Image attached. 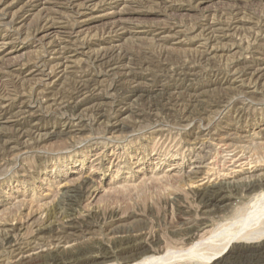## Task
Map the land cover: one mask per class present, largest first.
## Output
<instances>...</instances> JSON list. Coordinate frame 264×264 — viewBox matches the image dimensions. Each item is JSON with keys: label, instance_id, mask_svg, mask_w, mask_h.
<instances>
[{"label": "rangeland", "instance_id": "obj_1", "mask_svg": "<svg viewBox=\"0 0 264 264\" xmlns=\"http://www.w3.org/2000/svg\"><path fill=\"white\" fill-rule=\"evenodd\" d=\"M0 44V264H264L206 260L264 194V0H0Z\"/></svg>", "mask_w": 264, "mask_h": 264}, {"label": "bare ground", "instance_id": "obj_2", "mask_svg": "<svg viewBox=\"0 0 264 264\" xmlns=\"http://www.w3.org/2000/svg\"><path fill=\"white\" fill-rule=\"evenodd\" d=\"M218 31H219V29H218ZM222 33V32H221ZM1 45V44H0ZM61 67V66H60ZM67 67V66H66ZM112 67V66H111ZM68 68V67H67ZM57 69V68H56ZM59 70V69H58ZM113 70V69H112ZM59 72V71H58ZM68 73V72H67ZM226 74V73H225ZM117 77V76H116ZM116 79V78H115ZM225 80V79H224ZM229 80V79H228ZM89 81V80H88ZM119 81V80H118ZM93 82V81H92ZM85 83V82H84ZM83 83V84H84ZM118 83V82H117ZM121 83V82H120ZM80 84V83H79ZM88 84V83H87ZM77 85V84H76ZM81 85H82V82H81ZM87 86V85H86ZM91 86V85H90ZM117 87H118V85H116ZM120 86H121V84H120ZM119 86V87H120ZM87 88H88V86H87ZM111 88V87H110ZM79 89V88H78ZM112 89V88H111ZM123 89V88H122ZM128 89V88H127ZM75 90V89H74ZM85 90V89H84ZM114 90V89H113ZM86 91V90H85ZM88 91V90H87ZM112 91V90H111ZM114 91H116V90H114ZM118 91V90H117ZM125 91V90H124ZM76 92H77V90H76ZM82 92V91H81ZM122 92V91H121ZM72 93V92H71ZM75 93V92H74ZM88 93V92H87ZM95 93V92H94ZM118 93V92H117ZM116 93V94H117ZM73 94V93H72ZM71 94V95H72ZM76 94V93H75ZM82 94V93H81ZM80 94V95H81ZM89 94V93H88ZM112 94H114L113 92H112ZM92 95V94H91ZM73 96V95H72ZM82 96V95H81ZM94 96H96V95H94ZM112 95L110 94V97H111ZM114 96V95H113ZM116 96V95H115ZM76 97H78V96H76ZM83 97H85L84 96V93H83ZM70 98V97H69ZM81 98V97H80ZM92 98V97H91ZM116 98V97H115ZM65 99V98H64ZM67 99V98H66ZM72 99V98H71ZM70 99V100H71ZM83 99V98H82ZM85 99H87V96H86V98ZM75 100V99H74ZM77 100V99H76ZM84 100V99H83ZM69 101V100H68ZM85 101V100H84ZM62 102V101H61ZM64 102V101H63ZM62 102V103H63ZM70 102V101H69ZM69 102H68V104H69ZM71 102H72V100H71ZM75 102V101H74ZM79 102V101H78ZM198 102V101H197ZM65 103V102H64ZM77 103V102H76ZM75 103V104H76ZM102 103V102H101ZM104 103V102H103ZM107 104V103H106ZM78 105V104H77ZM105 105V104H104ZM5 106V105H4ZM7 106H9V105H7ZM65 106H67L66 104H65ZM75 107V106H74ZM97 107V106H96ZM6 108V107H5ZM62 108V107H61ZM65 108V107H64ZM101 108V107H100ZM102 108H104V107H102ZM204 108V107H203ZM58 109H60V108H58ZM66 109V108H65ZM100 110V109H99ZM207 110V109H206ZM205 110V111H206ZM62 111V110H61ZM64 111V110H63ZM71 111V110H70ZM94 111H96V110H94ZM98 111V110H97ZM195 111V110H194ZM202 111V110H201ZM208 111V110H207ZM211 110H209V112H210ZM65 112V111H64ZM99 112V111H98ZM199 112V111H198ZM103 113L105 114V112L103 111ZM191 113V112H190ZM220 113V112H219ZM196 114V113H195ZM199 114V113H198ZM194 115V114H193ZM190 116V115H189ZM185 118V117H184ZM190 118V117H189ZM188 120H190V119H188ZM188 120H185V121H188ZM183 121V120H182ZM194 121V120H193ZM192 122V121H191ZM191 122H188V123H191ZM204 123V122H203ZM121 125V124H120ZM187 125V124H186ZM208 125V124H207ZM188 126H189V124H188ZM209 126V125H208ZM201 128V127H200ZM206 129V128H205ZM204 129V130H205ZM209 131V130H208ZM207 131V132H208ZM202 132V131H201ZM206 134V133H205ZM204 134V135H205ZM211 135V134H210ZM216 135V134H215ZM198 137V136H197ZM199 138V137H198ZM201 138V137H200ZM203 138V137H202ZM208 138V137H207ZM216 138V137H215ZM204 139V138H203ZM210 139H212V137L211 138H209L208 140H210ZM225 139V138H224ZM223 139V140H224ZM217 140H220V139H217ZM194 141V140H193ZM201 141V140H200ZM203 141V140H202ZM204 141H207L206 139H204ZM213 141V140H212ZM221 141H222V139H221ZM228 141V140H227ZM197 142V141H196ZM199 142V141H198ZM208 142V141H207ZM214 142V141H213ZM225 142V141H224ZM202 143V142H201ZM221 143V142H220ZM204 144V143H203ZM229 144V143H228ZM227 144V145H228ZM193 145V144H192ZM225 145V144H224ZM223 145V146H224ZM230 145H231V143H230ZM229 145V146H230ZM220 146H221V144H220ZM199 147V146H198ZM226 147H228V146H226ZM220 148V147H219ZM225 148V147H224ZM203 149V148H202ZM229 149V148H228ZM220 151V150H219ZM227 151V150H226ZM222 152V151H221ZM223 152H225L224 150H223ZM231 152H233V151H231ZM209 153V152H208ZM220 153V152H219ZM219 153H217V154H219ZM226 154H229V153H227V152H225ZM206 154V153H205ZM220 155V154H219ZM197 156H198V153H197ZM200 156V155H199ZM202 156V155H201ZM200 156V157H201ZM224 157H226L225 155H223ZM222 156V154H221V157H223ZM227 156H229V155H227ZM234 156V155H233ZM205 157V156H204ZM198 158V157H197ZM228 158V157H227ZM234 158V157H233ZM200 159V158H199ZM203 159V158H202ZM201 159V160H202ZM229 159V158H228ZM231 161H232V159H231ZM235 160H233V162H234ZM223 162H225V161H223ZM227 162H229V161H227ZM232 162V163H233ZM197 168V167H196ZM201 168V167H200ZM199 168V169H200ZM198 169V168H197ZM196 170V169H195ZM193 171V170H192ZM191 174V173H190ZM199 174V172H197V171H193L192 172V174H191V176H192V178L193 179H195V178H197L196 177V175H198ZM200 175H202V174H200ZM188 179H189V177H188ZM191 179V178H190ZM193 179H191V180H193ZM255 184H257V183H251V184H249V186H248V188H255L256 187V185ZM261 186H262V184H261ZM262 189V188H261ZM250 190V189H249ZM261 195V194H260ZM259 195V196H260ZM257 198V197H256ZM247 211H249L248 209H247ZM248 213V212H247ZM237 225H238V228H237V230L238 231H233V232H229L230 234H228V237L227 238H225V240H224V245H223V247L219 250V252H216V253H214V254H212V255H210L208 258H206V260L207 261H209V260H212L214 257L216 258V259H218V257H220L221 255L220 254H222L221 252H223L225 249H227V246L228 245H230V244H234V243H245V244H251V243H253V242H256L255 240L256 239H259V238H261V237H263L264 236V194H262V197L261 198H259V200H257V202H255V204L252 206V208H251V212L250 213H248L247 215H246V217L244 218H242V219H240V220H238V223H237ZM247 230V231H246ZM7 233H8V231H7ZM9 235V234H8ZM8 237V236H7ZM204 237V236H203ZM219 237H221V233L220 234H214L213 235V237L211 238V239H209V241H208V239L206 240V241H204L205 243H207L208 242V244L209 243H211V242H213L214 243V241H218V239L217 238H219ZM6 239V238H5ZM202 239V238H201ZM203 240V239H202ZM14 241V240H13ZM211 241V242H210ZM253 241V242H252ZM12 242V241H11ZM204 242H203V245H204ZM196 244V243H195ZM201 244H202V242L200 241V246H199V244H198V246L196 245V246H193V248H191V249H189V254L191 255V256H193V258H195V256L194 255H198V253L200 252L199 250H198V247H201ZM216 244V243H215ZM214 244V245H215ZM216 247H217V244L215 245ZM214 246V247H215ZM219 246H222V245H219ZM218 246V247H219ZM5 247V246H4ZM247 248H248V250H247ZM246 249H245V251H247V253L248 252H250V251H252L253 250V252L254 253H257V252H259L260 250H264V248H251V247H247ZM219 249V248H218ZM262 251H260V252H262ZM184 252V251H183ZM179 253L180 254V256H178V258H183L184 259V257L183 256H185V255H182V254H185V253ZM187 252V251H186ZM244 252V251H243ZM178 254V253H177ZM187 254V253H186ZM202 254V253H201ZM201 254H199V256L201 255ZM251 254V253H250ZM189 255V257H188V255H187V257L188 258H191V256ZM220 255V256H219ZM241 255V254H240ZM259 253H258V257H259ZM167 256V255H166ZM169 256V255H168ZM177 256H174V254H173V257H172V255L170 256V257H165V259L163 258H161V259H159L158 261L157 260H152V261H147V262H145L144 264H166V263H168L169 261H171V259L173 258H175V257H177ZM186 257V258H187ZM197 257V256H196ZM240 257V256H239ZM244 257V256H243ZM198 258V257H197ZM200 258H202L203 259V257H200ZM172 259V260H173ZM196 259V258H195ZM199 259V258H198ZM255 259V258H254ZM176 260H177V258H176ZM249 261H250V259H249ZM172 262V261H171ZM246 262H248V261H246ZM256 263V262H255ZM248 264V263H247Z\"/></svg>", "mask_w": 264, "mask_h": 264}]
</instances>
